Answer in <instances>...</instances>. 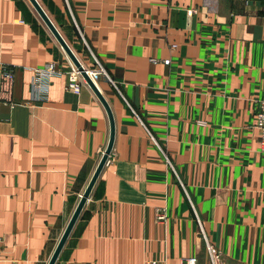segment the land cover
<instances>
[{
    "label": "crops",
    "instance_id": "obj_1",
    "mask_svg": "<svg viewBox=\"0 0 264 264\" xmlns=\"http://www.w3.org/2000/svg\"><path fill=\"white\" fill-rule=\"evenodd\" d=\"M38 2L83 66L105 67L116 124L55 264H208V244L219 264H264V0ZM49 62L75 66L29 0H0L15 70L0 88V264L50 262L110 140L89 84L68 91L64 73L35 97Z\"/></svg>",
    "mask_w": 264,
    "mask_h": 264
},
{
    "label": "built area",
    "instance_id": "obj_2",
    "mask_svg": "<svg viewBox=\"0 0 264 264\" xmlns=\"http://www.w3.org/2000/svg\"><path fill=\"white\" fill-rule=\"evenodd\" d=\"M195 9L190 8L187 10V14L191 15L195 13ZM96 66L93 68H87L84 66L86 73L96 84L103 77L109 78V75L105 67L101 62L95 57ZM152 62L156 63L158 60L155 58L151 59ZM169 59L163 60V63L168 64ZM35 76L33 78V92L36 98H40L49 90L51 80L55 76H60L64 73L68 74V82L66 84V90L73 93H80L84 85H88L87 80L82 75L81 71L76 67H72L69 71H63L60 69L55 62L46 63L44 66L34 68ZM110 79V78H109ZM0 80L1 89L12 88L15 81V70L13 66H8L6 64H0ZM113 82V81H112ZM6 90V89H5ZM16 100H12L11 104H16ZM199 125H205L204 121L199 120L197 122ZM255 126L259 131V152L264 157V98L260 100L258 110L255 116ZM156 218L158 221L165 220V212L163 210H156ZM208 251V264H219L218 262V250L214 245H207ZM157 262L151 260L149 264H156ZM182 264H202L198 261L195 256H188L181 261Z\"/></svg>",
    "mask_w": 264,
    "mask_h": 264
},
{
    "label": "water",
    "instance_id": "obj_3",
    "mask_svg": "<svg viewBox=\"0 0 264 264\" xmlns=\"http://www.w3.org/2000/svg\"><path fill=\"white\" fill-rule=\"evenodd\" d=\"M31 2V4L33 5V7L35 8V10L38 12V14L40 15V17L42 18V20L45 22V24L48 26V28L50 29V31L52 32V34L55 36V38L58 40V42L60 43V45L62 46V48L64 49V51L67 53V55L70 57V59L72 60V62L74 63V65L81 71L82 75L84 76V78L87 80L89 86L94 90V92L96 93V95L98 96V98L101 100V102L103 103L104 107L106 108V111L108 113L109 116V121H110V140H109V144L100 160V163L91 179V181L89 182V185L87 186L84 194L82 195L80 202L60 240V242L58 243V246L56 248V250L54 251L50 262L48 264H55L68 237L70 236V233L76 223V221L78 220V217L84 207V205L86 204L91 191L103 169V167L105 166V164L107 163L111 153H112V149L114 146V140H115V134H116V124H115V119H114V115L112 112V109L108 103V101L106 100V98L104 97V95L102 94V92L100 91L98 85L92 81V79L89 77V75L86 73L84 66L82 65V63L79 61V59L77 58V56L75 55V53L73 52V50L70 48V46L68 45L67 41L64 39V37L62 36V34L60 33V31L58 30V28L54 25V23L52 22V20L50 19V17L48 16V14L46 13V11L43 9V7L40 5V3L38 2V0H29Z\"/></svg>",
    "mask_w": 264,
    "mask_h": 264
}]
</instances>
